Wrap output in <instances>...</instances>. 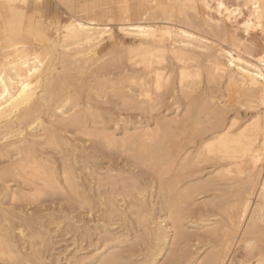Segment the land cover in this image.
I'll return each mask as SVG.
<instances>
[{
  "label": "rangeland",
  "instance_id": "rangeland-1",
  "mask_svg": "<svg viewBox=\"0 0 264 264\" xmlns=\"http://www.w3.org/2000/svg\"><path fill=\"white\" fill-rule=\"evenodd\" d=\"M35 4L36 6H32L31 3L28 4V6H26L20 3L19 5L21 7L20 11H22V13L24 14L23 16L24 24L26 25L31 21L30 11L33 8V11L35 13H34V18H32V20H36V21L41 20L44 27L46 28L48 27L46 29V32L49 36H52V37L55 36L53 24H55L56 21L57 22L60 21L64 23L66 20H68L71 17L70 12L67 10V8L61 5L56 0H39V1H36ZM176 13H178L179 15L175 14L173 16L174 23H176L180 19L182 20L181 23L186 24V22L188 21L191 24V27L195 31L196 30L200 31L201 34L204 33V35L207 34V36L213 38V32L209 29V27L207 28L206 25H203L204 23H203L202 18L205 17L204 13H209L208 11H205V9L202 8L198 12H195L193 9L189 7H182L178 9ZM183 13L186 19L183 17ZM157 15L160 17L159 18L160 20L163 18V17L161 18V14L159 15L158 12H157ZM187 15L188 16L190 15V16L188 17ZM188 18L191 19V22ZM4 20H5V16L0 12V26L4 24ZM161 21H165V20L163 19ZM176 24H179V21ZM112 27L116 30V25H113ZM254 30L251 31L252 33L251 36L253 35L254 39L258 41V44L261 43L258 46L262 47V45H264V34L262 33L263 30L262 29L260 30L254 29ZM238 33L241 35V32H238ZM23 34L25 35L26 32H23ZM121 37L122 35H117V43H115L113 40L111 41V39L109 40L107 39L106 42H104L103 44L104 47L100 53L102 58L98 60L95 59L96 62L92 61V64L94 63V65L91 64L90 66L96 70H93L92 68L88 69V71L84 70V73L86 74L87 78H85V74L83 73L81 74V72L79 73V71L73 70L72 71V73L74 74L73 75L70 72H68L66 69L65 70L62 69L61 62H63L62 60L63 58H61V56H59L60 54L58 53L59 58L56 64L62 73L61 75L64 76L65 86L67 90L73 86L72 89L68 91L69 92L72 91L70 94L73 93L77 95L75 97L72 95L73 96L72 98H75L77 100L79 99L78 103H76L77 101H75V99H72V103L70 105L75 106V111L79 107L76 113H81L80 114L82 115L81 118H83L84 120L86 119V120L84 121L82 119L84 124H82V120H79L78 122H75L74 124H72L71 122L68 123V121H64V122L59 121L58 119H56V122H55V120L50 118L49 111H48L49 115H47V113L43 115L45 125L48 127V130H49L48 132L52 131L56 134L57 143L55 142L54 144L49 145L46 141V136H44L41 140L36 142V145L35 144L33 145L32 152L38 160L42 161V163L46 167L45 169L41 168L42 170L44 169L43 171L45 172V175L46 176L49 175L50 177L55 176L57 180L55 182V186L50 185L51 187L50 188L49 185L45 183L44 177H41L40 179L36 177H31L32 169H29V168L26 169V171L28 170L30 171V173L28 172L26 173V171L24 170L21 172L22 168H19L20 170L18 168H6L8 165H10L9 163H11V160H7V158L5 157L3 158L0 157V177L3 176L2 178H0V190H1L0 191V221H1L0 222V237H1L0 240L3 243V248H5L8 251V254L6 255V257L0 256V264H41V263L42 264H98L99 261L103 262L102 256L104 257L105 252L107 255L109 253H114L115 256H117L116 258L117 261H115L113 264H195V262L196 264L197 263L202 264V263H199V261L201 259L203 261V259L206 256H208L207 255L208 251L210 250L211 252L216 249L215 247L217 245H220L222 233H224L225 226L229 222L228 211H230L233 208V206L237 203V200L243 195V193L249 189L248 186L250 184L248 183L249 185H246V183H244V181L246 182L245 175H236V174L231 175V176L225 175L224 169L226 168V162L225 163L224 161L220 162V160L214 159V157L212 156H209L212 159L210 160V158L207 157L208 156L207 154L205 153L201 154L199 153V151L197 152L194 149L199 144V140L201 139L204 131L207 130L205 126L208 128V126L210 125L209 122L210 123L215 122L216 120L215 115L219 110H221V115L219 114L220 116L219 118L221 120L228 122L230 119L234 118L235 116L238 118L237 127H240L244 123H248L251 117L254 116L257 112L260 111L264 113V103H259L256 101L255 103L254 102L252 103L254 108L249 107L248 99L246 97L239 98L238 96H236V94H234L235 92L232 93L233 94L232 95L231 94L232 90H229V92H226V90L228 91V88H226L227 86H225L226 84L224 83L223 80H221L219 83H214L211 80L208 74V70L210 69L208 67L209 64L208 62H205V61L201 63V65H203L202 68L204 70L203 75L200 78L195 80L194 82L195 84L193 86L194 89L191 91L189 90L190 92L187 90L186 92V90L180 89L179 82H176L178 81V71H177L178 65L175 62V60H171V59H169L166 64L167 69L171 72V80L169 84L164 87V89L158 92V94L161 93L160 95L163 97H159L158 95V99L156 97L155 103L151 101L152 104L144 103L142 100L143 97H141V100L139 97L137 101L136 97L139 96V94L137 93L139 91H137L138 89H136L137 86L135 83H131L127 81V75L129 74L139 75L142 72H140L141 70H139L140 67L131 65L130 62L126 59V56H127L126 52H128L129 49H131L133 45L131 38L129 37L121 38ZM27 40H29V42L33 41L32 43H35V44L38 42V40H34V39H31L32 41H30V38ZM212 40L214 41L213 43L217 47L219 45L221 46L222 44L221 42H223L222 40H219V37H214ZM217 40H219L220 42H218ZM248 42L249 41L247 40L245 41L246 44H248ZM0 43H1V34H0ZM124 44L126 45L124 46ZM259 47H255V48L260 49ZM60 64L61 66H59ZM86 71L91 74L93 73V75L91 76L89 73H86ZM105 73L106 74L109 73V74L106 75ZM119 73L121 74V76L119 75ZM123 73H125L124 74L126 76L125 78H122L124 76V75L122 76ZM102 74H104V78L100 77V76H103ZM97 75L99 76L97 77L99 79L95 77ZM66 77L70 79L67 81L65 80V79H68ZM71 80L72 81L74 80V82H72ZM93 80H96V82H93ZM68 82L70 83L68 84ZM119 82L120 84H118ZM90 83L92 86H90ZM116 83L118 84L117 86H115ZM77 89H78V92L77 91L75 92V90ZM104 95H106V97ZM117 95H119V97ZM211 95L215 96V98L219 97L221 99L216 98L217 99V100L215 99L216 102L215 100L212 101ZM219 95L220 96L222 95V96L220 97ZM131 96L137 102H135L134 99L131 98ZM223 96L224 98L227 97L226 100H224ZM153 98H154V95H153ZM160 98L161 99L163 98V99L159 100ZM238 98L239 100L241 99V101H239ZM83 101H86V102H83ZM140 101H142V103ZM218 101H220V103ZM213 102H215L214 106H213L214 104ZM233 102L236 103L235 106H234L235 103ZM238 102H241V103L243 102V103L241 104ZM156 103H158L159 105L157 106ZM189 103H191V105ZM221 103L223 105L225 104L226 107L223 106ZM245 103H247V106H248L247 108L246 106H244L246 105ZM76 104L78 105V107ZM155 104H156L157 110L150 108L149 105L155 106ZM87 105L90 108H88ZM218 105H221L219 106L220 109L217 108ZM83 106H84V109H83ZM126 107L129 108V111ZM140 107L144 108V109L142 108V110L148 109L150 114L148 111H145L144 113H142ZM148 107L153 110L150 111ZM200 107H201V111H200ZM96 108L97 110H95ZM196 108H199V109H196ZM183 109H187V111L189 112H186V110H183ZM224 109L227 111L229 110V112L227 111L224 112ZM194 110H197L198 112ZM75 111H71V113L73 114V112ZM151 112H154V113H151ZM193 112H195L197 115L195 113L193 115ZM202 112L203 114L208 113L206 114L207 117H205L206 115L204 116ZM198 113H199V116H198ZM224 113L225 115H223ZM154 114L155 116L157 115V117H155ZM88 115L90 116L92 115V116L89 117ZM98 115L99 117H97ZM47 116L49 119H47ZM92 117H93V120L91 122L93 123L90 124L89 119L91 120ZM200 117L201 118L203 117V119H201ZM212 118H215V120ZM199 119L201 120L202 124H205L203 125L205 130H202L203 126H201L200 124L201 122ZM97 120L103 121L104 123L101 122L103 123V125ZM174 120H177L179 123H175ZM262 121L264 123V116L262 118ZM56 123L58 125H56ZM77 123L79 125L75 126V124ZM94 123H97L98 125H93ZM62 124H65V125H62ZM85 124H87L88 127L85 126ZM60 125L64 126V127L61 126L63 130H61ZM67 125L69 128L67 127ZM70 125H71V128H70ZM83 125L85 126L84 128L82 127ZM146 130L152 131L153 135L155 136L156 134H158L157 135L158 137H154L152 140H150L146 138V136L144 137L141 136V134H143V132ZM163 131L164 132L166 131L165 135H163ZM181 131H184V133L183 132L182 133L184 134L183 135L184 138H186L185 140L183 139ZM196 131L199 132L198 134L200 138L198 135H196L197 134ZM188 132L193 133L194 135L190 134L189 136ZM174 133L178 135V140L183 139V141L185 142H187V140L188 141L190 140V142L192 141V143H194V144L191 143L190 145L188 144L189 147L191 148L193 147V149H191L190 151L191 154L188 156L187 161H185L186 165H185V162L183 161L181 162L184 165L182 166V168L185 167L184 169H181V170H178L177 165L167 170L165 165L164 164L162 165L163 163L162 154L159 155L160 157L157 156L158 155L157 151L159 149H163L162 153L164 155V151L169 150V148L172 145L171 143L177 140L175 136H172V134ZM110 134L114 135V139L116 140L115 142L114 141L111 142L108 140V137ZM106 135H108V137H106ZM62 136H64V138H69L68 140L70 143L72 141L71 145L73 146H71L69 142L66 144V141L63 139ZM187 137H190V138L188 139ZM96 145H99V146H96ZM35 146L42 147L41 148L42 150L40 149V147L37 148ZM57 147H59V150ZM36 149L40 152L39 153L38 151L36 152ZM196 153H198V155ZM72 156L75 158H72ZM141 157L144 159L143 162H142ZM139 158H141V160ZM198 158L201 162L198 160ZM206 158L208 160H206ZM215 160L216 161L218 160V161L216 162ZM62 165L64 167L66 166L67 168L65 167L66 168L65 169ZM158 165L161 167H158ZM157 167L162 168L161 172L157 171L159 175H157L155 171L157 170L156 169ZM51 168H53V170ZM186 168L187 170H189V172L185 171ZM11 169L13 171L10 173L9 170ZM64 170L65 171L67 170V171L65 172ZM179 171H181L180 173H184V174L183 175L177 174L179 173ZM184 171L186 172V174ZM175 172H176V175L174 174ZM161 173L164 175H162ZM192 173L193 175L194 173H197V174L194 175V177H192L191 176ZM171 175L174 177L182 176V178L184 179L182 181V178H180V181H182V184H180L181 182L179 181L180 183L178 182L179 183L178 187L180 185H182V187L187 185L188 184L187 181L197 184V183H203V182L210 183L211 180L215 179L213 184L211 183V186L214 185V188L210 187L211 190L210 188L206 191L204 190L200 192L202 193L200 195H198L199 193L195 194V196L197 197L193 196L192 198L185 201L183 206L179 208L180 217L183 215V218L179 219L180 220L178 224L179 231L178 230L174 231L175 228L173 227H172L173 229L172 228L169 229L170 227L169 226L168 227V231H169L168 239L166 240V242L163 241L160 243L159 247L160 246L162 247V248L160 247V250H159V247L158 249L155 250L156 246H153L154 238L152 234L150 235L149 232H144V230L147 231V229L146 228L144 229V227L142 228L141 226H143L142 224L144 223L145 225L148 224L149 220L151 222H156V220L157 222H159L164 219H167V213H168L167 203L165 205L163 203L165 198L163 197L164 199H161L162 198L161 195L158 194V192L160 193V191L158 190L159 188L158 178L161 177L160 178L161 181H164L165 178H168V176L170 177ZM218 175L220 176L222 175V176L220 177ZM13 176H15V178ZM189 176H191L192 178L190 179ZM177 177H175V179L179 180V177L178 178ZM204 177L205 178L210 177V178L209 179L206 178L205 180ZM31 178L32 180H35L34 183L31 180ZM27 179L28 180L30 179V180L28 181ZM42 179L44 181H42ZM70 179H72V181ZM200 179H203L202 180L203 182L200 181ZM219 180H221L222 183ZM223 180L227 182H224ZM230 182L231 184H229ZM57 183H60V184H57ZM183 183H186V184H183ZM227 183L229 184V186ZM136 184L138 185L136 186ZM139 185L142 186V189L141 187H139ZM143 186H144V189H143ZM216 187H218L219 189L217 190ZM244 187L246 188V190H244ZM120 188H124V190ZM254 189H255L253 190L254 196L252 194L253 203H255L258 200V194H255L257 193L256 187H254ZM140 190L141 192L142 190H144L142 192V196L144 195L143 200L144 198H147L146 201L148 202V204H146V207L144 209L140 207L141 210L136 205L138 204L137 201L139 197L137 193ZM134 196L137 198H135ZM107 197L110 200H108ZM217 197L218 198L220 197L219 199L220 201L218 200ZM214 198L217 200H215ZM205 200L208 202H206ZM106 201L109 202L110 204L107 203ZM194 201L197 204H195ZM202 201H204L205 204ZM214 201L216 202V204ZM217 202L218 203L221 202L220 205L218 206L220 208L221 207L223 208L220 209L218 206L216 207ZM213 203L215 206L213 205ZM226 205H228V207ZM148 206L150 207V209L152 208L151 209L152 213H150L151 211L149 210ZM224 206L226 208H224ZM142 209L144 213L147 215L143 213ZM146 209L149 210V212ZM140 211H141V216L139 215ZM142 213L144 215H142ZM225 213H226V216H225ZM151 214L154 216H151ZM142 216H146V218H149L151 216L152 218L151 219L149 218L148 220H146L147 222H144L143 219L141 218ZM152 219H154L155 221ZM201 220L203 222H201ZM135 221H137L138 224ZM210 223L212 225H210ZM151 224L153 226V223ZM162 224L163 225L170 224V221L166 220ZM259 224H260L258 227L259 229L257 228L258 231L256 230L255 232H252L251 234H249L250 236L246 234L248 237H246L245 235V239H250L252 241L253 243L252 248L250 247L249 249H243L244 241L240 240L241 239L240 237L242 236L241 234H239L240 231H237V233L235 234V240L237 241L235 242L234 240V244H233L234 246L232 245V248L234 247L235 248L231 249L230 251L231 254H229V257L231 256L234 260L236 258L235 262L233 260L235 264H260L264 262V233H263L264 232V220L260 221ZM205 226L207 227V229L209 227L210 232H208L207 229L204 228ZM215 229H216V232H215L216 235H212V232ZM185 230H188V231H185ZM173 231L176 233L175 235ZM180 231L182 233H179ZM182 234H184V236ZM188 234L189 236L192 234L190 236L191 238H189ZM3 237L5 238V240ZM237 238H239V242L241 241L240 243H237L238 242ZM214 239H216V241H218L217 239H219V242H216ZM3 240L4 241L7 240L8 244L7 242L5 243ZM121 249L125 251H122ZM115 251H117V253H115ZM253 251L254 253H252ZM210 252L208 254H210ZM156 253L158 254L156 255ZM154 254L156 255V257H158L156 261L153 260ZM197 257L198 258L202 257V258L198 259ZM119 258H121V260H119ZM183 258L185 261L183 260ZM227 258L228 256L226 257V259ZM247 258L248 259L250 258V260L247 261L248 260Z\"/></svg>",
  "mask_w": 264,
  "mask_h": 264
},
{
  "label": "bare ground",
  "instance_id": "bare-ground-1",
  "mask_svg": "<svg viewBox=\"0 0 264 264\" xmlns=\"http://www.w3.org/2000/svg\"><path fill=\"white\" fill-rule=\"evenodd\" d=\"M36 1H39V0H0V12L5 16L4 24L2 26H0V34H1L0 77H2V80H0V97H3V99H0V157L1 158L5 157V158H7V160H11V163H9L10 165H8L6 168H18V169L22 168L21 172L23 170L26 171V169H28V168L32 169V171H31L32 176L31 177H36L39 179L41 177H44L45 183L47 185H49V187H50V185L55 186V182L57 181L55 176L50 177L49 175H47V176L45 175V172L43 170L46 167L44 166V164L42 163L41 160H38L36 158V156L32 152L33 151V145L34 144L36 145V142L41 140L44 136H46V141L49 145L54 144L56 142L57 136L52 131L48 132L49 130H48V127L45 125L43 115L46 113H47V115H49L48 114V111H49L50 112V115H49L50 118L55 120V122H56V119H58L59 121H62V122L68 121V123L71 122L72 124L83 119V118H81V116H82V115H80L81 113H76L77 109L79 108L78 105L76 104L78 107L76 109V111H75V106L70 105L72 103V99H75L72 97L73 96L75 97L77 95H75L73 93L70 94L72 91L71 92L68 91V90L72 89L73 86L71 88H69L68 90L65 86L64 76L61 75L62 73L56 64V62L59 58L58 53L60 54L59 56H61V58H63L62 59L63 62H61V64H62L61 68L62 69H64V70L66 69L71 74H73L72 73L73 70L79 71V73L81 72V74L82 73L85 74L84 70L88 71V69H91V68L93 69V67H90L92 64V61L96 62V60L102 58L100 53L104 47V45H103L104 42H106L107 39L108 40L111 39V41L113 40L115 43H117V35H122V37L131 38L133 45H132V48L129 49L128 52H126L127 56H126V54H125V56L131 65H135L137 67H140L139 70H141L140 72H142L139 75H130L129 73H127L129 75L126 74L127 75V81L131 82V83H135L137 86L136 89H138L137 91H139V92H137L139 94V96L136 95L137 101H138L139 97H140V100H141V97H143L142 100L144 103L152 104L151 101H153V103H155L156 97L158 99V95H159V97H163L160 95L161 93L158 94V92H160L162 89H164V87L166 85H168L170 80H171V72L167 69V65H166L168 60L171 59V60H175V62L178 65V70H177L178 71V81H176V82H179L180 89L186 90V92H187V90L188 91L193 90L195 80L200 78L203 75L204 70L202 68L203 65H201V63H203V61H205V62H208V64H209L208 67L210 69L208 70V74H209V77L211 78V80L214 83H219L221 80H223L224 83L226 84V85L225 84H223V85L227 86L226 88H228V91L226 90V92H229V90H232L231 94L235 92L234 94H236V96H238L239 98L246 97L248 99L249 107H253L252 103L253 102L255 103L256 101L259 103H262V98H264V65H262V63H261V58L264 57V45H262V47L258 46L261 43L258 44V41H256V39H254L253 35L251 36V34H252L251 31L254 29H259V30L262 29L264 31V20H262V15H264V0H56L61 5H63L64 7L67 8V10L70 12L71 17L68 20H66L64 23L60 22V21H58V22L56 21L55 24H53V22H52L53 28L55 31L54 37L49 36L47 34L46 29L48 27L47 28L44 27L41 20H37V21L32 20V18H34V13H35L33 11V8L30 11L31 16L29 15L31 18V21L26 25L24 24V21H23L24 14L22 13V11H20V9H21V7L19 6L20 3H22L26 6H28V4L31 3L32 6H36V4H35ZM8 3H12V4L16 5V7L6 8L5 5ZM219 3H225L226 5H231L233 8L238 7L241 3L248 4V5L255 4L258 7L243 8L242 11L245 12L247 15L237 16L234 13L230 14V12L227 10H225L222 14L221 9L218 6ZM182 7H189L191 9H193L195 12H198L202 8L205 9V11H208L209 13H204L205 17L202 18L203 23H204L203 25H206L207 28L209 27V29L213 32V38L219 37V40L223 41V42H221L222 43L221 46L219 45L217 47L213 43L214 42L212 40L213 38L207 36V34L204 35V33L201 34L200 31H197V30L195 31L191 27V24L188 21L185 24V23H181L182 20L180 19V20H178L179 24H176L178 22L177 20H176L177 22L174 23L173 16L175 14L179 15L176 12L178 11V9H180ZM157 12L159 13V15L161 14V18L163 17L161 20L164 19L165 21H161L159 19L160 17L157 15ZM181 15H182V13H181ZM184 16L185 15L183 13V17ZM249 17H251V19H249ZM184 18L186 19V17H184ZM188 19L191 22V19L190 18H188ZM246 23L248 24L247 28L244 27V25ZM113 25H116V30L112 27ZM263 31H262V33L264 34ZM23 32H26V34L24 35ZM238 32H241V35ZM251 37H253V38H251ZM29 38H30V41H32L31 39H34V40H38V42L36 44L32 43L33 41L29 42V40H27ZM219 40H217V41L220 42ZM246 40L249 41L248 44L245 43ZM125 45L126 44H124V46ZM255 47H259L260 49L255 48ZM229 53H231V55H229ZM122 58H121V60H122ZM61 64L59 66H61ZM92 65H94V63ZM34 68H36L37 71L33 72ZM93 70H96V69H93ZM87 71H86V73H89ZM29 73H32V75L30 76ZM96 73H98V72H96ZM121 73H122V71H121ZM89 74L91 76L93 75V73L92 74L89 73ZM108 74H106V75H108ZM124 74L125 73H123L122 76ZM102 75L103 76H100V77L104 78V74H102ZM119 75L121 76L120 73H119ZM66 76H67V74H66ZM95 77L97 78L99 76L97 75ZM125 77L126 76L124 75L122 78H125ZM66 78H68V77H66ZM85 78H87L86 74H85ZM103 78H102V80H103ZM69 79L70 78L65 79V80L68 81ZM97 79H99V78H97ZM116 79H118V78H116ZM211 80H210V82H211ZM72 82H74V80ZM93 82H96V80H93ZM69 83L70 82H68V84ZM100 83H101V81H100ZM23 84H28L29 87L24 88ZM118 84H120V82ZM118 84L116 83L115 86H117ZM196 85H197V83H196ZM90 86H92L91 83H90ZM210 88H211V86H210ZM226 88H224V89H226ZM129 89H131V88H129ZM76 91L78 92V89L75 90V92ZM153 95H154V98H153ZM104 96L106 97V95H104ZM117 96L119 97V95H117ZM180 97H181V95H180ZM189 97H191V96H189ZM131 98H132V96H131ZM216 98H215V96L211 95L212 101L215 100ZM223 98H224V96H223ZM226 98H224V100H226ZM239 98H238V100H239ZM132 99H134V98H132ZM162 99L160 98L159 100H162ZM219 99H221V98H219ZM235 99H237V98H235ZM78 100L75 99V101H77L76 103L79 102ZM136 100L134 99L135 102H137ZM216 100H215V102H216ZM239 101H241V99ZM83 102H86V101H83ZM140 102L142 103V101H140ZM215 102H213L214 103L213 106L215 105ZM218 102L220 103V101H218ZM159 103H161V102H159ZM225 103H227V102H225ZM233 103H235V102H233ZM238 103H241V102H238ZM156 104H157V106L159 105L158 103H156ZM156 104H155V106L154 105H152V106L149 105V106H150V108L156 109ZM189 104L191 105V103H189ZM245 104L246 105H244V104L243 105L246 106V108H247L248 107L247 103H245ZM106 105H107V103H106ZM235 105H236V103L234 104V106ZM261 105H263V104H261ZM175 106H176V104H175ZM219 106H221V105L217 106L218 109H220ZM223 106H225V104ZM87 107H88V105H87ZM88 108H90V107H88ZM142 108H141L142 113H144L145 111L149 112L148 109L142 110ZM178 108H179V106H178ZM83 109H84V106H83ZM93 109H94V107H93ZM127 109L129 111V108H127ZM153 109H150V111H152ZM196 109H199V108H196ZM210 109H211V107H210ZM95 110H97V108ZM130 110H131V108H130ZM183 110H186V112H189V111H187V109H183ZM71 111H75V112H73V114H72ZM194 111L198 112L197 110H194ZM200 111H201V107H200ZM226 111L227 110L224 109V112H226ZM91 112H92V110H91ZM96 112H98V111H96ZM208 112H209V110H208ZM227 112H229V110ZM151 113H154V112H151ZM194 113L195 112H193V115H194ZM149 114H150V112H149ZM202 114H203V112H202ZM206 114H208V113H205L203 115L205 116ZM219 114L221 115V110H219L216 113V115H215L216 120H215V118H212L215 120V122H213L214 120L212 121L213 123H210L208 121L210 125L208 126V128L205 126V128L207 130L204 131L201 139L199 140V144L198 143H197L198 145L196 144L197 147L194 146L195 147L194 150L197 152L199 151V153H201V154L202 153L207 154L208 155V156L206 155L207 157L212 156V157H214V159L220 160V162L221 161H224V163L226 162V168L224 166V168H225L224 174L225 175H228V176L235 175V174L236 175H245L246 182L244 181V183H246V185H249V184L250 185L248 186L249 189L246 192H244L243 195L237 200V203L234 206L232 205L233 208L232 209L230 208L231 210L228 211L229 222L225 226L224 233H222L220 245H217L216 247L214 246L216 249L211 251V252L209 250L208 253L210 252V254L207 253L208 256L205 255L206 257L203 259V261L201 259L202 257L201 258L197 257L198 259H201L199 261V263H202V264H224V262H225V264H227V263L228 264H235L234 262L236 261V258L234 260L231 256L229 257V254H231L230 253L231 249L235 248V247L232 248V245L234 244V240H235V234L237 233V231H240L239 234L242 235L240 237L241 238L240 240L244 241L243 249H249L250 247L252 248V245H253L252 241L250 239H245V235L246 234L249 235L252 232H255L256 230L258 231V229H259L258 227L260 225L259 222L264 220V123L262 121L264 113L259 111L255 115L253 114L254 116L251 117L249 122L247 121L248 123H244L240 127H237V120H238L237 117L234 116V118H232V119L229 118L230 120L228 122H225L224 120H221L219 118L220 117ZM223 115H225V113ZM88 116L91 117L92 115L91 116L88 115ZM154 116H155V114H154ZM198 116H199V113H198ZM97 117H99V115ZM155 117H157V115ZM161 117H160V119H161ZM205 117H207V115ZM47 119H49L48 116H47ZM201 119H203V117ZM83 120H82V124H84ZM92 120H93V117L91 120L89 119L90 124L93 123V122H91ZM98 122L101 123L103 121H98ZM174 122L179 123L177 120H174ZM194 122H195V120H194ZM200 122H201V120H200ZM103 123H101V124L103 125ZM101 124H99V125H101ZM200 124H201V126L205 125V124H202V122ZM56 125H58V124L56 123ZM62 125H65V124H62ZM62 125H60V127ZM68 125H67V127H68ZM71 125H70V128H71ZM76 125H79V124L77 123V124H75V126ZM93 125H98V124L94 123ZM85 126H87V124H85ZM85 126L83 125L82 127L84 128ZM62 127H64V126H62ZM62 127H61V130H63ZM52 128H54V127H52ZM65 128H66V126H65ZM80 128H81V126H80ZM83 128H82V130H83ZM203 128H204V126H203ZM203 128H202V130H205V128L204 129ZM199 129H198V131H199ZM198 131H196V133H197L196 135L199 136ZM182 132L184 133V131H181V133ZM165 133H166V131L165 132L163 131V135H165ZM183 133H182V136L184 135ZM201 133H202V131H201ZM190 134L194 135L193 133H189V136H190ZM157 135L158 134H156V136L153 135V132L148 131V130L144 131L143 134H141V136H143V137L146 136V138H148L150 140H152L154 137H158ZM172 136H175L177 140L174 141L173 143H171L172 145L169 148V150L164 151V155L162 153L163 149H159L157 151V154H158L157 156L162 154V158H163L162 159L163 160L162 165L164 164L167 170L171 169L172 167H175L176 165L178 167V170H181V169L185 168V167L182 168V166H184V165L181 162L187 161L188 156L191 154L190 151H191V149H193V147L192 148L189 147V145L192 143V141L191 142H190V140L189 141L187 140V142L183 141V139L184 140L186 139V138H184V136H183V139L178 140V135L175 133L172 134ZM62 137L66 141V144H67L69 142V140H68L69 138H64V136H62ZM106 137H108V135H106ZM193 137H195V136H193ZM187 138L189 139L190 137H187ZM199 138H200V136H199ZM179 139H180V137H179ZM108 140L111 142L116 141L114 139L113 134L109 135ZM71 143H72V141H71ZM71 143H70V145H71ZM58 144H59V142H58ZM192 144H194V143H192ZM71 146H73V145H71ZM96 146H99V145H96ZM100 146H101V144H100ZM35 147H37V146H35ZM38 147H40V146H38ZM143 147H144V145H143ZM41 148L42 147H40V149ZM57 148L59 150V147H57ZM69 150H71V149H69ZM37 151L38 150L36 149V152ZM39 152L40 151H38V153ZM72 153H74V152H72ZM196 154L198 155V153H196ZM72 158H75V157L72 156ZM141 158H139V159L141 160ZM204 158H205V156H204ZM209 158H210V160H212L211 157H209ZM50 159H51V157H50ZM150 159H152V158H150ZM143 160L144 159L142 158V162H143ZM198 160H199V158H198ZM206 160H208V159L206 158ZM179 162H180V164H179ZM85 164H86V162H85ZM5 165H7V164H5ZM159 165H158V167H161ZM185 165H186V162H185ZM69 167H71V166H69ZM158 167L156 168L157 170H155L156 173H157V171H159V172L162 171V168H158ZM4 168H5V166H4ZM41 168H44V169L42 170ZM187 168L185 171L189 172V170H187ZM51 169L53 170V168H51ZM221 170H223V169H221ZM12 171H13L12 169L9 170L10 173ZM191 171H193V170H191ZM216 171H218V170H216ZM27 172L30 173L29 170L26 171V173ZM180 172L181 171H179V173H177V174H180V175L184 174V173H180ZM26 173H24V174H26ZM174 174L176 175V172ZM185 174H186V172H185ZM196 174L197 173H194V175H196ZM132 175H130V176H132ZM157 175H159V174L157 173ZM162 175H164V174H162ZM194 175L192 173L191 176L194 177ZM191 176H189L190 179L192 178ZM218 176H220V175H218ZM2 177L3 176H1L0 178H2ZM13 177L15 178V176H13ZM134 177H136V176H134ZM154 177H155V175H154ZM175 177H177V176H175ZM175 177L172 175L170 177L168 176V178H165L164 181H161V179H160L161 177L158 178L159 179L158 190L160 191L161 194L158 191L157 192L159 195H161V197H162V198L160 197L161 199L165 198L163 203L165 205L167 203V209H168L167 219H164L162 221L158 220L159 222H157V220H156V222H151L149 220L150 223L148 222V224L145 225L144 222H147L146 220H148L149 218L151 219L152 218L151 216H154V215L151 214L150 217L148 216L149 218H146V216L141 217L144 221V222H142L144 224H142L143 226H141V227L142 228L144 227V229L145 228L147 229V231L144 230V232H149L150 235L152 234V236L154 238V244L153 243L152 244H153V246H156L155 250L158 249L161 242H163V241L166 242V240L168 239V236H169L168 235L169 234L168 227L169 226H170L169 229H171L173 227V228H175L174 231L178 230V227H179L178 224L180 221L179 219L183 218V215L180 217L179 208L181 206H183L185 201H187L188 199L195 196V194H198V193H199L198 195L202 194L200 192H202L204 190L206 191L210 187L214 188V185L211 186V183L213 184L215 179L211 180L210 183L209 182L204 183L202 181L203 179H200V181H202L203 183H197V184H194L193 182L187 181L188 182L187 185H185L183 187H182V185H180L181 187L180 186L178 187L179 183L181 182L180 184H182V181L184 179L182 178V176L181 177L178 176L179 180L175 179ZM180 178H182V181H180ZM206 178H208V177H206ZM206 178H205V180H206ZM72 179H70V180L72 181ZM229 179H228V181H229ZM4 180H5V178H4ZM31 180H32V178H31ZM32 181L34 183L35 180H32ZM42 181H44V180L42 179ZM219 181L221 182V180H219ZM223 181L227 182L225 180H223ZM231 182H232V180H231ZM231 182L229 184H231ZM57 184H60V183H57ZM75 184H76V182H75ZM144 184H146V183H144ZM183 184H186V183H183ZM229 184H228V186H229ZM232 184H233V182H232ZM237 184H238V182H237ZM42 185H44V184H42ZM137 185L138 184H136V186ZM220 185H222V184H220ZM46 187H48V186H46ZM139 187H141V189H142V186L139 185ZM254 187H256V191H257V193H255V194H258V200L257 201L255 200L256 201V202L254 201L255 203L252 202V194L254 196L253 190H255ZM115 188H117V187H115ZM211 188H210V190H211ZM216 188H217V190L219 189L218 187H216ZM120 189L124 190V188H120ZM143 189H144V186H143ZM47 190H48V188H47ZM116 190H118V189H116ZM244 190H246L245 187H244ZM143 191L144 190H142V192ZM142 192L140 190L137 193L139 197H138V201H137L138 204H136V205L139 207V209H140V207H142L144 209L146 207V204H148V202L146 201L147 198H144V200H143L144 195L142 196ZM195 197H197V196H195ZM135 198H137V197H135ZM107 199H108V197H107ZM204 199H205V197H204ZM219 199H220V197L218 198V200ZM108 200H110V199H108ZM215 200H217V199H215ZM202 202H204V201H202ZM206 202H208V201H206ZM107 203H109V202H107ZM220 203L217 202L216 207L218 205H220ZM195 204H197V203L195 202ZM204 204H205V202H204ZM211 204H212V202H211ZM215 204H216V202H215ZM213 205H214V203H213ZM111 206H112V204H111ZM193 206H195V205H193ZM226 206L228 207V205H226ZM115 207H117V206H115ZM118 207H120V206H118ZM221 208H223V207H221ZM224 208H226V207L224 206ZM143 209H142V211H143ZM151 209L149 207V210L151 211L150 213H152ZM149 210H147V211L149 212ZM143 213H144V211H143ZM143 213H142V215L145 214V213L144 214ZM136 214H138V213H136ZM139 215L141 216V211H140ZM145 215H147V214H145ZM225 216H226V213H225ZM138 218H139V216H138ZM163 218H165V217H163ZM128 219H129V217H128ZM185 219H186V217H185ZM152 220H154V219H152ZM166 220H169L170 224L163 225L162 223ZM202 220H201V222H203ZM210 221H212V220H210ZM135 222L137 223V221H135ZM151 223H153V226ZM214 224H216V223H214ZM210 225H212V224L210 223ZM184 227H185V225H184ZM204 228L207 229L206 226ZM209 230L210 229L208 227L207 231L210 232ZM174 231H173V233L175 235L176 233ZM185 231H188V230H185ZM215 232H216V229L212 232V235H216ZM179 233H182V232L180 231ZM182 235L184 236V234H182ZM247 235H246V237H248ZM185 236H187V235H185ZM188 236H189V234H188ZM190 236H189V238H191ZM237 239H238L237 243H240L241 241L239 242V238H237ZM4 240H5V238H4ZM7 240L4 242L6 243ZM214 240L216 241V239H214ZM217 240L218 241H216V242H219V239H217ZM236 241L237 240H235V242ZM7 244H8V242H7ZM160 247H159V250H160ZM115 250H117V249H115ZM122 251H125V250H122ZM161 252H162V250H161ZM115 253H117V251H115ZM252 253H254V251ZM7 254H8V251L5 248H3V243L0 240V256L6 257ZM12 254H14V253H12ZM157 254L158 253H156V255ZM167 254H169V253H167ZM105 255H104V257L102 256L103 262L99 261L98 264H100L101 262H102L101 264H113L115 261H117L116 260L117 256H115L114 253H109L107 255L105 252ZM156 255L155 254L153 255V260H155V261L158 258V257H156ZM261 255H263V254H261ZM9 256H11V255H9ZM199 256H201V255H199ZM227 256H228V258L226 259ZM1 259H2V257H1ZM198 259H196V260H198ZM229 259H231V260H229ZM119 260H121V258H119ZM183 260H184V258H183ZM233 260H234V262H233ZM249 260H250V258L247 261H249ZM175 261H177V260H175ZM228 261H230V262H228ZM195 264H196V262H195ZM260 264H262V263H260Z\"/></svg>",
  "mask_w": 264,
  "mask_h": 264
},
{
  "label": "snow or ice",
  "instance_id": "snow-or-ice-1",
  "mask_svg": "<svg viewBox=\"0 0 264 264\" xmlns=\"http://www.w3.org/2000/svg\"><path fill=\"white\" fill-rule=\"evenodd\" d=\"M219 8L221 9V13L223 14V12L225 10L229 11L230 14L234 13L237 16H244L247 15L245 12L242 11L243 8H248V7H258L257 5L253 4V5H248V4H243L241 3L238 7L233 8L231 5H226L225 3H219ZM6 8H14L16 7V5L12 4V3H8L5 5ZM249 19H251V17H249ZM262 20H264V15H262ZM244 27H248V24L246 23L244 25ZM229 55H231V53H229ZM261 63L262 65H264V57L261 58ZM37 71L36 68L33 69V72ZM29 75L31 76L32 73H29ZM0 80H2V77H0ZM24 88H28L29 85L28 84H23ZM0 99H3V97H0ZM262 103H264V98H262ZM262 264H264V262H262Z\"/></svg>",
  "mask_w": 264,
  "mask_h": 264
}]
</instances>
